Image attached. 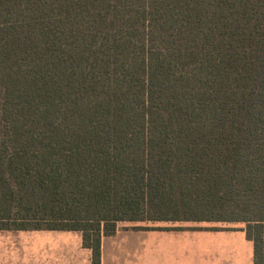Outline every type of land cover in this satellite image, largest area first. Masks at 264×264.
Wrapping results in <instances>:
<instances>
[{
  "label": "trees",
  "instance_id": "1",
  "mask_svg": "<svg viewBox=\"0 0 264 264\" xmlns=\"http://www.w3.org/2000/svg\"><path fill=\"white\" fill-rule=\"evenodd\" d=\"M159 220L264 264V0H0V230Z\"/></svg>",
  "mask_w": 264,
  "mask_h": 264
},
{
  "label": "crops",
  "instance_id": "2",
  "mask_svg": "<svg viewBox=\"0 0 264 264\" xmlns=\"http://www.w3.org/2000/svg\"><path fill=\"white\" fill-rule=\"evenodd\" d=\"M131 223L120 230L118 222L113 233L101 236L100 264H252V243L239 228H187L223 226L208 221ZM27 251H32V264H91V251L82 246L78 231L0 230L7 264H30Z\"/></svg>",
  "mask_w": 264,
  "mask_h": 264
},
{
  "label": "rangeland",
  "instance_id": "3",
  "mask_svg": "<svg viewBox=\"0 0 264 264\" xmlns=\"http://www.w3.org/2000/svg\"><path fill=\"white\" fill-rule=\"evenodd\" d=\"M120 223H121L120 224L121 226H119L120 230H128V229H130L131 224H132L131 222H126V221H121ZM217 225H223V226L224 225H230V226H239L240 225V226H242V223H224V224L223 223H220V224H217ZM235 241H236V239H235ZM7 257H8L7 254L0 253V264H7L6 263ZM26 259H27V262H30V260H31V263L30 264L33 263L32 251H27V253H26Z\"/></svg>",
  "mask_w": 264,
  "mask_h": 264
}]
</instances>
